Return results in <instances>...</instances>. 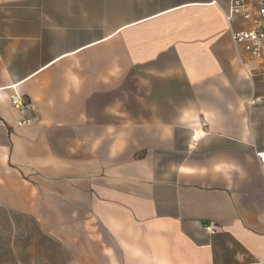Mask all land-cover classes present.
<instances>
[{"label": "crops", "instance_id": "1", "mask_svg": "<svg viewBox=\"0 0 264 264\" xmlns=\"http://www.w3.org/2000/svg\"><path fill=\"white\" fill-rule=\"evenodd\" d=\"M231 1L0 0V264H264Z\"/></svg>", "mask_w": 264, "mask_h": 264}, {"label": "built area", "instance_id": "2", "mask_svg": "<svg viewBox=\"0 0 264 264\" xmlns=\"http://www.w3.org/2000/svg\"><path fill=\"white\" fill-rule=\"evenodd\" d=\"M237 17L249 21L251 27L232 30L231 37L234 44L237 47L243 46L252 58L264 62V0H232L229 9L226 11V18L232 24ZM15 87L11 96V105L15 111L23 113L32 104ZM261 101V97H253L250 104L253 105ZM258 155L264 161V151L258 152ZM209 229L214 231L212 226Z\"/></svg>", "mask_w": 264, "mask_h": 264}]
</instances>
